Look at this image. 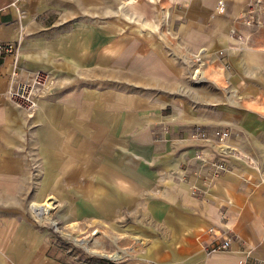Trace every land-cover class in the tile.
<instances>
[{"label":"crops","instance_id":"0c3cea01","mask_svg":"<svg viewBox=\"0 0 264 264\" xmlns=\"http://www.w3.org/2000/svg\"><path fill=\"white\" fill-rule=\"evenodd\" d=\"M218 1L0 0V42L16 46L0 56V264H84L27 213L48 199L64 225L141 218L144 248L95 264H240L246 245L264 263V17ZM37 72L28 112L6 91ZM196 126L228 127L252 164L228 157L204 186L196 154L217 156ZM225 227L230 250L206 254Z\"/></svg>","mask_w":264,"mask_h":264},{"label":"built area","instance_id":"2783aa9c","mask_svg":"<svg viewBox=\"0 0 264 264\" xmlns=\"http://www.w3.org/2000/svg\"><path fill=\"white\" fill-rule=\"evenodd\" d=\"M136 0H120L121 6H127ZM224 8L223 1H218L217 9L222 11ZM259 11L262 17H264V0H247L244 15L248 23L254 22V13ZM261 21H258L259 24ZM238 38H240L238 36ZM241 39V38H240ZM16 46L13 43H1L0 42V56L3 53H15ZM222 54V51L218 52ZM197 63H201L199 55L193 56ZM16 71L14 70L12 74ZM190 79L194 82L200 81L199 70L193 69L190 73ZM47 77L45 74L37 72L29 81H17L15 84L10 85L7 88L6 94L9 100L17 107L24 109L25 111L31 112L36 107V100L39 90L45 85ZM194 136L207 142L212 143L213 151L217 158L213 160H206L201 153L196 154V158L204 162H207V169L199 176L204 186H208L210 182L219 177L223 172L226 171L225 159L232 157L234 159H241L246 163L252 164L249 156L243 152L235 143L232 141V132L228 127L216 128L213 130L212 135H208L207 132L199 126L194 128ZM191 194H196L199 188L193 183L189 185ZM253 230L259 241L264 239V227H260L257 222L252 223ZM212 234L211 241L203 245V251L206 254L227 251L231 248V242L234 238V233L230 231L228 227H225V231L221 234L216 235L213 229H209ZM243 260L240 264H264L263 261L256 259L252 256L253 247L246 245L243 250Z\"/></svg>","mask_w":264,"mask_h":264},{"label":"rangeland","instance_id":"374dc122","mask_svg":"<svg viewBox=\"0 0 264 264\" xmlns=\"http://www.w3.org/2000/svg\"><path fill=\"white\" fill-rule=\"evenodd\" d=\"M188 77L190 79V75ZM203 172L199 174L201 175ZM49 201L51 200L48 199L44 203ZM51 202L47 214L41 216L36 214L38 209L44 207L43 202H30L26 211L35 222L40 223L41 226L49 227L57 235V242L68 249L66 256L71 257L74 261L81 260L84 264H95L108 259H117L128 249L144 248L147 244V240L137 236V228L141 227L139 222L141 218L137 214L126 213L120 216L114 224H101L95 220H87L84 223L64 225L57 222L56 215L51 213L54 201ZM33 204L35 205L31 207ZM171 236L173 233L170 232L169 237ZM171 242L174 241L169 238L168 243Z\"/></svg>","mask_w":264,"mask_h":264}]
</instances>
